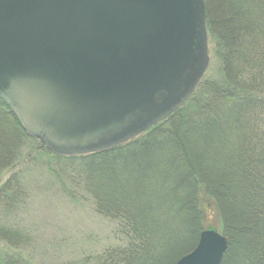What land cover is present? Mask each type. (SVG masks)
<instances>
[{
    "label": "trees",
    "instance_id": "16d2710c",
    "mask_svg": "<svg viewBox=\"0 0 264 264\" xmlns=\"http://www.w3.org/2000/svg\"><path fill=\"white\" fill-rule=\"evenodd\" d=\"M213 13L217 69L166 121L128 144L86 157L58 158L40 146L56 160L80 164L95 209L115 223L117 244L104 253L103 263L176 264L197 247L207 221L215 218L229 243L222 264H264V0H220ZM219 123L221 139L200 141L218 145L228 158L217 164L201 157L205 169L221 171L211 179L192 166L190 153L176 140L195 129L213 134ZM8 128L19 147L11 146ZM28 139L0 98V180L14 171L0 187V264H36L23 253L27 235L2 217L15 216L16 205L25 199L16 169L28 156ZM149 158L148 164L139 163Z\"/></svg>",
    "mask_w": 264,
    "mask_h": 264
},
{
    "label": "water",
    "instance_id": "95a60500",
    "mask_svg": "<svg viewBox=\"0 0 264 264\" xmlns=\"http://www.w3.org/2000/svg\"><path fill=\"white\" fill-rule=\"evenodd\" d=\"M205 0H0V98L56 157L127 144L180 109L210 66ZM204 231L176 264H222Z\"/></svg>",
    "mask_w": 264,
    "mask_h": 264
},
{
    "label": "rangeland",
    "instance_id": "374dc122",
    "mask_svg": "<svg viewBox=\"0 0 264 264\" xmlns=\"http://www.w3.org/2000/svg\"><path fill=\"white\" fill-rule=\"evenodd\" d=\"M205 2H207L206 10L209 11L211 25V35L207 27L210 66L204 80L208 81L212 78L218 64L213 55L215 46L213 31L216 28L213 10L214 7L220 6V0H205ZM184 120L187 123L194 122L193 119L189 121V118ZM4 126L6 124H3ZM222 127V123L212 127L213 134L201 131L199 133L196 132L198 129H195L189 132L192 135L182 136L179 141L176 140L179 147L190 153L189 160L192 166L201 169L211 179H215L221 171L205 169L201 157L207 155L215 161L218 160L217 164L219 160L224 161L228 158L224 157L225 151L219 150L218 145L206 144L203 147L200 141L203 137L213 140L221 139L218 130L224 129ZM182 131L186 134V128ZM5 132L13 140L11 146L19 147V140L13 137L11 129L8 128ZM223 135L225 136L223 139L226 138L228 141L229 136ZM40 146L41 143L36 139L26 140L24 148L28 156L25 157L23 165L16 169L23 178L25 199L21 206L16 205L15 216L2 215L4 223L11 227L15 226L27 235L28 242L25 244L23 253L36 264H102L101 259L104 253L111 245L117 244L115 233H113L115 223L100 215L95 209L94 195L88 190L84 179L85 173L81 166L79 167L80 164L56 160ZM31 152L32 155H30ZM150 161L152 158L141 160L139 163L148 164ZM13 173V170L4 173L3 180H0V187L9 182ZM137 176L139 175L134 173V177L138 180ZM152 178L154 179V176ZM157 180L159 183L162 181L163 188L162 177L158 176ZM225 187L232 189L230 183H225ZM206 205L209 206V203ZM215 220V218L209 219L206 229L212 228L221 233L220 226Z\"/></svg>",
    "mask_w": 264,
    "mask_h": 264
}]
</instances>
